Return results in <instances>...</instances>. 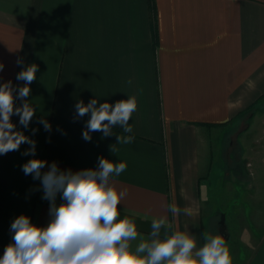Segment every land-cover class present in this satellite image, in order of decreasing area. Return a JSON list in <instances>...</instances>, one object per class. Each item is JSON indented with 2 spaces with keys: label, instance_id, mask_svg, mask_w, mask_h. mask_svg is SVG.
I'll return each instance as SVG.
<instances>
[{
  "label": "crops",
  "instance_id": "obj_1",
  "mask_svg": "<svg viewBox=\"0 0 264 264\" xmlns=\"http://www.w3.org/2000/svg\"><path fill=\"white\" fill-rule=\"evenodd\" d=\"M153 4L0 0V84L11 81L15 96L25 83L17 74L38 66L27 97L35 109L29 127L11 117L15 130L36 142L35 157L22 155L28 144L0 155V257L14 243L17 217L38 227L50 221L41 181L22 171L28 160L77 172L96 169L103 157L127 165L111 180L128 192L118 205L120 219H132L141 236L147 239L152 220L165 217L162 235L187 232L197 249L205 233L221 235L232 264H264V156L257 157L254 136H247L257 130L252 119L264 102V0ZM129 97L137 101L132 133L114 126L113 135L83 139L90 113L78 117V101L114 105ZM22 103L15 100L16 107ZM240 124L241 133H230L226 144L223 131ZM118 134L135 139L117 144ZM173 202L181 209L177 217L168 210Z\"/></svg>",
  "mask_w": 264,
  "mask_h": 264
},
{
  "label": "clouds",
  "instance_id": "obj_2",
  "mask_svg": "<svg viewBox=\"0 0 264 264\" xmlns=\"http://www.w3.org/2000/svg\"><path fill=\"white\" fill-rule=\"evenodd\" d=\"M17 63L21 61L18 59ZM3 68L0 63V71ZM37 71L38 66L31 64L17 74L16 79L25 83L15 96L17 89L11 81L0 84V155L18 151L22 144H28L30 147L22 155L35 157L36 142L15 130L11 117L18 116L20 125L29 127L35 109L27 97ZM16 99L23 102L21 106H15ZM75 109L78 117L90 113L83 139L91 141L90 133L102 132L107 137L113 135L114 126L121 127L124 133H132L129 121L137 109V101L129 97L114 105L104 102L97 106V99H92L87 105L78 101ZM38 123L45 131H51L47 120L41 118ZM32 131L35 134L37 129ZM116 139L117 144H131L135 137L118 134ZM111 151L115 153L118 149L112 146ZM46 165L47 161L33 158L22 166V171L41 181L42 199L50 202V221L47 226L38 227L26 215L17 217L10 228L14 243L4 249L0 264H232L229 246L221 235L205 233V243L197 249L195 236L187 232L175 230L169 234L165 230L162 235L165 217L152 220L147 239L138 233L132 219H120L118 205L128 192L127 189L118 191L111 178L120 176L126 170V163L100 157L96 169L73 172L60 170L52 162L42 172ZM58 194L63 201L59 206ZM168 210L173 217L181 212L174 202ZM137 240L139 243L133 246L132 242Z\"/></svg>",
  "mask_w": 264,
  "mask_h": 264
},
{
  "label": "rangeland",
  "instance_id": "obj_3",
  "mask_svg": "<svg viewBox=\"0 0 264 264\" xmlns=\"http://www.w3.org/2000/svg\"><path fill=\"white\" fill-rule=\"evenodd\" d=\"M252 122L255 124L257 130L250 131L247 136L253 134L254 136L253 138L256 141V146H254V148L256 149L257 157L260 159L262 158V156H264V102H262V104L258 106L257 112L254 116V119H252ZM245 123L246 121L244 122V124ZM245 125L240 124V127L236 126V130L232 132H231V129L224 130L222 134L223 141H226V144H227L229 134L232 133L233 134L232 136H234L237 129H239V132L241 133L240 128L245 127ZM227 149L229 148L227 147ZM228 151L229 150L227 151L225 150L224 154H228ZM259 166H262V164H259V162H256L255 168H260Z\"/></svg>",
  "mask_w": 264,
  "mask_h": 264
},
{
  "label": "trees",
  "instance_id": "obj_4",
  "mask_svg": "<svg viewBox=\"0 0 264 264\" xmlns=\"http://www.w3.org/2000/svg\"><path fill=\"white\" fill-rule=\"evenodd\" d=\"M150 2L152 3V9H153V6H154V4H153V0H150Z\"/></svg>",
  "mask_w": 264,
  "mask_h": 264
}]
</instances>
